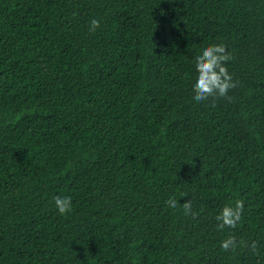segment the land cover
<instances>
[{
	"label": "trees",
	"instance_id": "16d2710c",
	"mask_svg": "<svg viewBox=\"0 0 264 264\" xmlns=\"http://www.w3.org/2000/svg\"><path fill=\"white\" fill-rule=\"evenodd\" d=\"M0 264H264V0H0Z\"/></svg>",
	"mask_w": 264,
	"mask_h": 264
},
{
	"label": "clouds",
	"instance_id": "9594fccd",
	"mask_svg": "<svg viewBox=\"0 0 264 264\" xmlns=\"http://www.w3.org/2000/svg\"><path fill=\"white\" fill-rule=\"evenodd\" d=\"M100 21L92 19L90 22V31L95 32L99 27ZM233 57L226 50L223 43L209 44L202 49V52L195 57V68L197 76L193 85L194 100L202 102L208 100L210 97H227L228 91L236 87V82L229 73L226 62ZM212 106L215 107V101ZM185 196L187 194L185 193ZM54 203L61 215H65L72 211V197L59 196L54 197ZM169 207L176 208L178 202L174 197H170L167 201ZM244 200L238 199L234 205H225L220 213L215 217L217 220V229L223 230L226 227L235 228L242 220L244 212ZM185 215H192L195 218L198 214L192 210V201L186 200L183 205ZM240 243L244 244V241ZM221 248L225 251L231 249L235 250L237 247V240L233 235H229L221 242ZM246 247L248 245L245 244ZM250 249L254 253H258V243L253 240Z\"/></svg>",
	"mask_w": 264,
	"mask_h": 264
}]
</instances>
